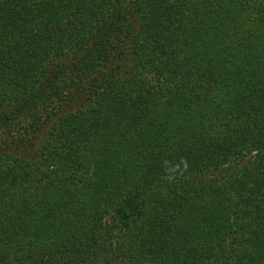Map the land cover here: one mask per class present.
Masks as SVG:
<instances>
[{
	"label": "trees",
	"instance_id": "obj_1",
	"mask_svg": "<svg viewBox=\"0 0 264 264\" xmlns=\"http://www.w3.org/2000/svg\"><path fill=\"white\" fill-rule=\"evenodd\" d=\"M0 264H264V0H0Z\"/></svg>",
	"mask_w": 264,
	"mask_h": 264
},
{
	"label": "clouds",
	"instance_id": "obj_2",
	"mask_svg": "<svg viewBox=\"0 0 264 264\" xmlns=\"http://www.w3.org/2000/svg\"><path fill=\"white\" fill-rule=\"evenodd\" d=\"M180 163L184 165V168H185V169L187 168V161H186L185 158H181ZM176 167L179 168L180 165H177ZM165 178L171 181V180H173L175 177H173V176H167V177H165Z\"/></svg>",
	"mask_w": 264,
	"mask_h": 264
}]
</instances>
